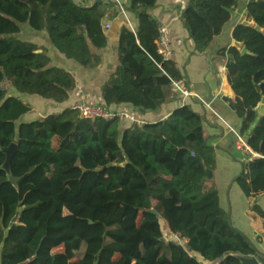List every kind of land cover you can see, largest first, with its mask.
<instances>
[{"label":"trees","instance_id":"trees-1","mask_svg":"<svg viewBox=\"0 0 264 264\" xmlns=\"http://www.w3.org/2000/svg\"><path fill=\"white\" fill-rule=\"evenodd\" d=\"M239 1H189L181 22L194 55L223 34ZM157 4L130 0L126 12L138 29L128 23L121 29L119 65L102 89V106L156 112L178 95L171 81L185 82V76L158 53L160 24L151 14ZM118 16L110 0L92 7L0 0V264H245L240 257L259 253L220 206L216 185L208 186L217 150L205 131L206 114L193 109L207 112L198 99L142 126L87 121L74 109L24 120L31 107L23 96L64 104L76 83L51 67L45 49L19 39L21 27L46 32L66 59L96 69L101 58L93 50L108 48L105 23ZM244 19L232 31L235 45L217 57L225 61L238 134L251 151L234 183L256 199L264 193V0H249ZM12 144L18 150L8 175L4 150ZM248 215L261 223L264 238V209L255 202ZM166 225L186 244L166 240Z\"/></svg>","mask_w":264,"mask_h":264},{"label":"crops","instance_id":"crops-1","mask_svg":"<svg viewBox=\"0 0 264 264\" xmlns=\"http://www.w3.org/2000/svg\"><path fill=\"white\" fill-rule=\"evenodd\" d=\"M100 0H73L76 5L92 7ZM190 0H158L156 9L151 14L169 31L172 57L176 68L185 76L183 82L192 94L207 101L210 108L205 109L194 104L193 109L199 114H206L208 123L205 124L206 133L213 139L211 144L216 148V168L212 177L208 178V186L214 184L218 189L220 206L230 214L233 226L252 241L256 250L264 254V238L261 234V223L253 220L249 215V209L257 202L264 209V193L256 199H248L244 196L234 179L241 173V161L243 157L251 155V151L245 143L239 146V141L234 132L238 134L241 122L224 101H234V95L226 83L225 61L217 57L218 51L226 46L235 45L232 39V31L239 24H246L244 19L245 8L249 0H241L235 10L230 30H224L223 34L216 38L208 51L202 55L194 53V43L189 39L188 33L181 22V15L188 6ZM117 6L119 16L113 20H107L105 30L108 38V48L104 51H95L101 58V64L96 69L81 68L74 61L66 59L51 44L46 32H35L28 25L21 27L19 39L23 42L34 44L40 49H45L51 59V67H57L69 72L75 79L76 87L70 93L69 99L64 104H55L43 100L37 96H23L24 103L31 107V112L24 117L29 122L43 119L49 115L59 114L66 109H74L79 103L90 105H104L102 89L110 80L118 67V46L120 32L127 20L130 21L134 32L138 29V21L126 12L130 0H118ZM115 11V9H112ZM122 11L127 16L124 17ZM209 89L212 91V99H209ZM17 94V93H12ZM189 102L180 94L173 101L162 105L156 112H143L134 109L131 105L113 106L110 109L120 115L134 118L141 125L156 123L167 119L176 109ZM128 124L134 125L129 120ZM238 140V141H237ZM244 140V139H243ZM185 244H186V240ZM247 264L252 259L263 261L258 256L240 257Z\"/></svg>","mask_w":264,"mask_h":264},{"label":"built area","instance_id":"built-area-1","mask_svg":"<svg viewBox=\"0 0 264 264\" xmlns=\"http://www.w3.org/2000/svg\"><path fill=\"white\" fill-rule=\"evenodd\" d=\"M112 2H115L119 5L118 0H110ZM124 17H126V20L128 19L125 13L122 11ZM127 23L129 27L132 29L130 21L127 20ZM110 26L106 25L105 29H109ZM158 53L160 56L164 58V60L169 61L172 57V49H171V42L169 37V31L166 27L160 26L159 28V36L156 41ZM172 82V90L175 94H180L184 98H196L199 101H201L205 107L210 108V105L207 103L206 100L200 98L199 96L192 94L187 86L181 82V81H171ZM74 110L77 111L80 118L87 120V121H96V120H105V121H111L115 119H119L120 121H130L134 125L142 126L141 124L137 123L134 118H129L127 116H123L120 114H117L113 112L112 110L102 106V105H90L86 103H79L74 107ZM235 137L241 142L245 143L244 140L234 132ZM178 239L180 238L178 235H174ZM181 240H185L180 238Z\"/></svg>","mask_w":264,"mask_h":264},{"label":"water","instance_id":"water-1","mask_svg":"<svg viewBox=\"0 0 264 264\" xmlns=\"http://www.w3.org/2000/svg\"><path fill=\"white\" fill-rule=\"evenodd\" d=\"M242 53L246 54L247 50L244 49L242 51ZM212 98H213L212 91H211V89H209V99H212ZM224 101L227 102L230 105V108L235 111L234 101L226 99V98L224 99ZM142 111L145 112L144 110H142ZM259 114L262 116L264 115V101L262 103V106L259 109ZM244 142L246 144V140H244ZM17 150H18V146L16 144H12L8 149L4 150V152L6 154V162L3 166V169L7 172L8 175H10V173H11L10 164H11L12 158H13L14 154L17 152ZM207 175H208V178H211L212 172L208 171ZM10 179H11V182L14 184H16L18 182V179H16V178L11 177ZM17 219H18V216H16L14 218L13 222H16ZM259 256L263 261L258 260V259H252V260L248 261L247 264H264V254L259 253Z\"/></svg>","mask_w":264,"mask_h":264},{"label":"rangeland","instance_id":"rangeland-1","mask_svg":"<svg viewBox=\"0 0 264 264\" xmlns=\"http://www.w3.org/2000/svg\"><path fill=\"white\" fill-rule=\"evenodd\" d=\"M244 1H246V0H241L240 2H241V5H243V2ZM235 23V21H233V19H232V21L225 27V32H226V30H230V28H231V26H232V24H234ZM7 92H8V94H10L11 92H12V90H10L9 88H7ZM238 141V140H237ZM237 144L239 145V146H243L242 145V143L240 142V141H238L237 142ZM5 213L6 212H3L2 213V215L5 217ZM8 214V213H7ZM168 225H166V227L164 228V235H165V238H166V240H169L168 238H170V239H172V240H174L176 243H179V244H183V245H185V241L184 240H181L180 238L178 239L177 237H175L174 235H171V233H170V230H169V228L167 227Z\"/></svg>","mask_w":264,"mask_h":264}]
</instances>
